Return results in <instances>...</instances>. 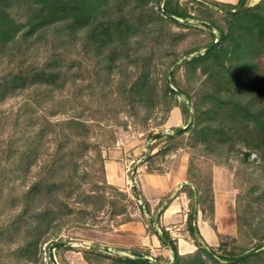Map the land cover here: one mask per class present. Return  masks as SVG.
Returning a JSON list of instances; mask_svg holds the SVG:
<instances>
[{"label":"trees","instance_id":"trees-1","mask_svg":"<svg viewBox=\"0 0 264 264\" xmlns=\"http://www.w3.org/2000/svg\"><path fill=\"white\" fill-rule=\"evenodd\" d=\"M192 21L206 28L208 37L179 54L187 33L166 26L204 31ZM42 45L49 49L38 61ZM78 54L82 59L75 58ZM170 56L169 62L162 60ZM262 58L264 0L252 6L247 0H0V107L22 97L16 110H0V131L8 126L12 133L0 138V217L8 216L0 224V264H38L43 244L51 239L48 234L63 226L59 220L74 214L68 200L93 203L97 192L108 187L103 164L101 183L81 167L93 148L88 142L92 122L109 119L117 105L135 119L141 112L150 118L159 106L165 118L180 109L185 128L150 134L151 149L167 140L166 148L148 156L151 164L186 144L217 166L230 167L233 158L241 157L248 168L250 156L259 158L256 176L244 172L248 186L237 202L240 240L228 243L218 234L217 247L206 244L197 206H203L201 212L210 216L206 222L215 231L213 180L189 161V183L182 192L189 200L184 230L193 252L180 254L178 241L164 227L158 233L153 219L148 229L171 252L170 258H152L150 250L141 249L113 255L97 245L76 250L58 241L52 246L81 253L87 264H264V220L254 223L253 214L248 215L264 197ZM159 65L166 67L160 70ZM179 72L181 86L174 83ZM85 96L92 99L88 103L99 100L88 107L86 119L77 112L65 121H50L75 109ZM54 135L60 139L45 158ZM89 184V194L81 191ZM256 191L260 195L254 198ZM143 210L150 213L147 204ZM20 240L23 244L12 250Z\"/></svg>","mask_w":264,"mask_h":264},{"label":"rangeland","instance_id":"rangeland-1","mask_svg":"<svg viewBox=\"0 0 264 264\" xmlns=\"http://www.w3.org/2000/svg\"><path fill=\"white\" fill-rule=\"evenodd\" d=\"M179 1L181 4L188 2V0ZM203 1L208 4L215 1L227 4H237L238 2V0ZM259 1L260 0H247V4L252 6ZM220 16L221 15L218 14L217 18H220ZM192 23L197 24L204 31L197 33L196 31L192 32L191 30L182 31L173 24L166 26L167 29L173 32L187 33L186 39L177 48L179 54H182L183 51L189 49L203 38L208 37L206 28L201 26L198 22L192 21ZM46 49H49V46L42 45L39 53H37V56H39L38 61H43L46 55ZM75 58L82 59V56L78 54ZM162 60L165 63L169 62L171 56ZM3 67L4 66H0V73L3 71ZM165 67L166 66L159 65L160 70L165 69ZM261 67L264 68V58L261 59ZM89 81L90 79L87 80V82ZM174 83L177 86L182 85L183 77L181 72H179L174 78ZM89 100H92L90 99V96H85V98H82L77 106L74 107L75 109H65L67 113L49 117L50 121L53 123L65 121L77 112H83L82 118L86 119L89 114L88 107H95L99 102L98 99H95L93 103H88ZM21 102L22 97L11 99L2 105L0 110H16ZM112 109H114V113L113 115H110L109 119L107 118L98 123L92 122L88 142H90L93 148L86 153L82 160L81 168L94 177V182L101 183L103 179L101 176L102 174L99 171L100 165L103 164L105 167L106 161L119 162L121 163L120 173L122 175L121 178L123 179L120 181H113L111 178L108 179L105 174L104 179L107 182L108 187H104L101 191L97 192L96 197L98 196L99 198L93 201V203L84 204L83 202L77 201L76 198L68 200L69 206L75 210L74 214L59 220L63 223V226L60 229H56L55 234L53 232L48 234L51 239L47 241L46 244H43L40 254L41 259L38 264H51V260L54 264H87L83 259V255L75 250H56L52 244L58 241L64 242L66 246L76 250L90 248L97 245L101 250L113 255L115 253H119L120 255H131L129 250L139 249L138 246L134 245L137 243V240H130V237L127 236V232L121 230L122 226L130 222H141L147 225L148 229V220L153 219L155 221V227L157 228L158 233H160L161 226L159 220L163 215V211H159V209L160 206H163L164 203L169 201V197L164 198L159 207L154 210L150 208V213H147L143 209L146 204L148 205L146 200L147 198L150 199L151 195L144 197L141 187L149 183L148 180L150 179V176H165L166 174L171 175L176 184H178L179 181L181 183L184 182L185 178L186 180L188 179L189 161H193L195 164L196 172H202V174L206 176L210 174L213 180L212 187L215 213L212 217V223L216 227V230H213L214 232L210 228L211 226L209 223L206 222V220H211L210 216L201 212L203 210L202 205L197 206V220H203L210 226L208 227L209 231L207 228L203 227V238H205L204 240L206 244H208V246L217 247L221 242V238L218 234L222 236L223 241L228 243L230 242L228 239L239 241L240 233L238 229L237 202L240 194H243L248 186L245 178H249L248 175H244V172H256L254 175L256 176L258 171L257 166L261 163L259 158H257L256 155L250 156L248 159V164H250L248 168L240 160L241 157L233 158L230 167L217 166L213 161L194 154V152L187 147L186 143L189 139L187 137L188 135H186L184 139V144H186L185 148H178L177 150L168 152L165 156L156 158V161L151 164L150 162H147L148 156L166 148L167 140H164V142L162 141L156 145L154 149H151L154 143L152 142L150 134H169L174 128H185V121L180 109L177 108L176 111H174V108L167 118H165L164 111L159 106L154 110V113L150 118H146L145 114L141 112L137 119L131 118L125 113V111L122 110L121 105L113 106ZM0 134L1 139L8 138L12 135L11 128H8L7 126L0 131ZM59 139L60 137L56 135L51 138V141L46 145L45 152L48 155H45V153V158L53 153V150L56 148V142ZM99 157H101L102 163H100ZM187 183L189 182L187 181ZM260 183V192H264V176L260 179ZM184 185L185 184H182L179 188V192H182ZM100 186L103 187L101 184ZM91 187L90 184L86 185L81 191L89 194ZM134 188H136L140 197H135L133 191ZM260 192L256 191L253 194V197L256 198L259 196ZM101 195L104 196L105 200H103V202H98V200H102L100 197ZM256 202V205H254V207L256 206V210L255 208L254 210L252 208L248 213L249 216L253 214L250 218H253L251 220L254 223L264 220V197ZM81 210H86L90 214L86 215L85 212ZM8 213L10 214V211ZM6 218H8V216H1L0 224L4 219L6 220ZM184 228L185 226L183 229ZM148 232L151 233V230L148 229ZM182 233L185 234V230H183ZM184 236L186 238L187 235ZM172 238L174 237L172 236ZM186 240L192 244L191 240ZM22 244L23 241L20 240L16 244H13L11 249L14 250L18 245ZM126 248H129L128 251H124ZM166 250V248L162 247L160 254L156 253L155 256H151L152 258L160 256L163 258H170L171 252ZM49 254L52 256L50 257ZM152 258L150 259L152 260ZM3 264L14 263L10 260H4Z\"/></svg>","mask_w":264,"mask_h":264},{"label":"crops","instance_id":"crops-1","mask_svg":"<svg viewBox=\"0 0 264 264\" xmlns=\"http://www.w3.org/2000/svg\"><path fill=\"white\" fill-rule=\"evenodd\" d=\"M176 109L177 108H175L174 111H176ZM120 168L121 163L115 161H106L105 172L107 178H111L113 181L122 180L123 178H121L122 175L120 173ZM148 181L149 183L141 187V190L143 191L144 197L151 195V198H147L146 200L149 208L154 210L155 208L159 207L161 201L164 198L169 197V201L164 203L163 206H160L159 209V211H163V215L159 220L160 226L164 227L174 238L178 240L180 253L192 252L194 250V246L187 242L184 236L186 234L182 233L189 212V200L185 193L179 192V188L182 186V184H187L186 178L184 182L181 183L179 181V183L176 184V182L173 180V177L166 174L165 176H150ZM197 225L202 237H204L203 227L207 228L209 231L208 227L210 226L207 225L203 220H197ZM121 230L127 232V236L130 237V240H137V243L134 245L138 246L139 249L150 250L152 256H155L156 253L160 254L162 245L159 237L156 234L149 233L147 225L141 222H130L123 225Z\"/></svg>","mask_w":264,"mask_h":264}]
</instances>
